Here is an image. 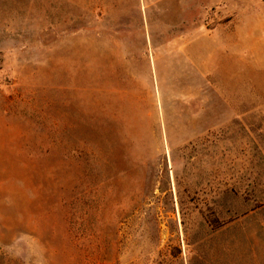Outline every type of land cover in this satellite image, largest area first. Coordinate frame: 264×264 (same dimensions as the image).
Here are the masks:
<instances>
[{"label": "rangeland", "instance_id": "rangeland-1", "mask_svg": "<svg viewBox=\"0 0 264 264\" xmlns=\"http://www.w3.org/2000/svg\"><path fill=\"white\" fill-rule=\"evenodd\" d=\"M0 264H264V0H0Z\"/></svg>", "mask_w": 264, "mask_h": 264}]
</instances>
